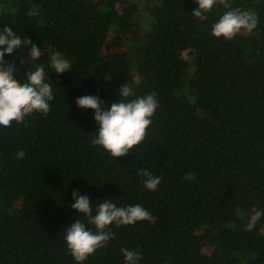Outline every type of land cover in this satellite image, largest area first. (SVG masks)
<instances>
[{"label":"trees","instance_id":"obj_1","mask_svg":"<svg viewBox=\"0 0 264 264\" xmlns=\"http://www.w3.org/2000/svg\"><path fill=\"white\" fill-rule=\"evenodd\" d=\"M228 3L254 10L257 28L217 38L212 24L227 9L200 19L195 0H0V26L72 62L58 74L47 57L29 60V49L5 58L20 76L45 65L55 99L46 115L0 129V264H76L64 241L67 225L85 220L70 207L76 189L156 217L110 227L114 238L84 264H125L122 248L139 251L138 264H264V217L245 230L253 208H264V0ZM34 7L39 21L26 18ZM113 30L130 32L131 46L104 59ZM187 48L206 56L188 61ZM126 83L136 95L156 92L159 106L144 140L113 158L91 143L94 110L76 98L99 94L108 108ZM144 168L162 178L155 192L141 183Z\"/></svg>","mask_w":264,"mask_h":264},{"label":"clouds","instance_id":"obj_2","mask_svg":"<svg viewBox=\"0 0 264 264\" xmlns=\"http://www.w3.org/2000/svg\"><path fill=\"white\" fill-rule=\"evenodd\" d=\"M197 7L192 10L194 17L204 19L214 6L222 5L227 10L212 24L211 33L217 38L233 39L242 30L251 33L257 28L259 16L254 10H241L230 7L228 0H195ZM27 20L39 21L40 10L32 8ZM22 49H29L28 59L35 62L41 55L40 46L32 45L28 40H21L5 25L0 26V129L7 130L13 124H19L33 112L47 114L51 102L55 99L53 82L45 70V65L35 63L32 70H26L23 76L14 64L6 65L5 58L18 55ZM22 66L24 64L22 62ZM48 68L58 74L70 72L72 62L62 51H56L49 57ZM19 78L22 84H18ZM106 79H111L105 74ZM118 95L121 99L110 107H103L105 101L99 94H87L76 98L80 108L94 110V120L98 124L91 139L93 145L101 146L113 158L132 152L146 136V130L152 123V117L159 106L156 92L136 95L129 84H122ZM26 153L20 150L17 159H23ZM138 175L148 191L155 192L161 184V177L147 168L140 169ZM186 180L195 179V173L185 174ZM93 200L87 194L76 189L72 192L70 204L85 220L74 219L67 225L64 241L76 264H84L88 257L104 247L114 238L110 227H120L147 220L154 223L156 217L142 204L118 206L109 198ZM264 217V208H253L248 217L246 231H252L257 222ZM90 225L95 226L93 230ZM125 264H138L142 254L135 249L122 248Z\"/></svg>","mask_w":264,"mask_h":264},{"label":"rangeland","instance_id":"obj_3","mask_svg":"<svg viewBox=\"0 0 264 264\" xmlns=\"http://www.w3.org/2000/svg\"><path fill=\"white\" fill-rule=\"evenodd\" d=\"M139 4L140 7H142L143 3L140 2ZM119 7L124 8L121 2H119ZM142 14H144V17H146V13L143 10ZM144 25H146V19ZM130 46V32L117 33L115 30H113L108 35L101 54L104 59H108L113 57L115 54L127 51ZM41 52L42 57L49 58L51 54L56 52V50L52 45H47L44 49L41 50ZM205 56L206 54L199 49L187 48L182 52V57L187 59L188 61H192L194 58L204 59ZM204 252L206 254H211L212 252V247L207 243L205 244Z\"/></svg>","mask_w":264,"mask_h":264}]
</instances>
